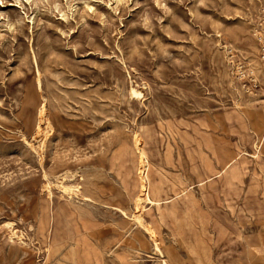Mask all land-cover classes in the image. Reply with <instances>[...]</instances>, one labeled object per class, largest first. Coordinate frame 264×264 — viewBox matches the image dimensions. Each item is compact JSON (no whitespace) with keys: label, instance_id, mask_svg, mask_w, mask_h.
<instances>
[{"label":"rangeland","instance_id":"1","mask_svg":"<svg viewBox=\"0 0 264 264\" xmlns=\"http://www.w3.org/2000/svg\"><path fill=\"white\" fill-rule=\"evenodd\" d=\"M163 260L264 264V0H0V264Z\"/></svg>","mask_w":264,"mask_h":264},{"label":"crops","instance_id":"2","mask_svg":"<svg viewBox=\"0 0 264 264\" xmlns=\"http://www.w3.org/2000/svg\"><path fill=\"white\" fill-rule=\"evenodd\" d=\"M160 201H161V199H159V198H153V200L152 201H150V203H152V204H154V205H157V207L158 208H161V205H160ZM163 212H160V218H162L163 217ZM149 235V234H148ZM152 239V238H151ZM154 242V241H153ZM154 244H155V242H154ZM159 245V244H158ZM155 246H156V244H155ZM160 248V247H159ZM167 252H168V254H169V256H171V259L172 260H175V261H177L175 258H177L175 255H174V253L173 254H171V251L170 250H166ZM165 262H167L168 264H170L167 260H163L162 261V264H165Z\"/></svg>","mask_w":264,"mask_h":264},{"label":"bare ground","instance_id":"3","mask_svg":"<svg viewBox=\"0 0 264 264\" xmlns=\"http://www.w3.org/2000/svg\"><path fill=\"white\" fill-rule=\"evenodd\" d=\"M132 93L137 95V94H138V91H137L136 89L133 88V89H132ZM40 111H41L40 114L42 115V114L44 113V107H42ZM136 216H137V218L140 220L139 212H137ZM148 231H149L150 235L152 236V238H153L155 241H157L156 236H155L154 232L152 231V229H151V228H148Z\"/></svg>","mask_w":264,"mask_h":264}]
</instances>
